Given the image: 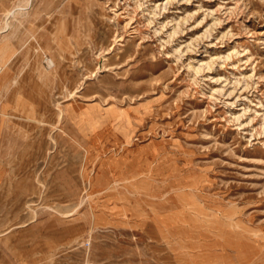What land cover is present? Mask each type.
Listing matches in <instances>:
<instances>
[{
    "label": "rangeland",
    "instance_id": "1",
    "mask_svg": "<svg viewBox=\"0 0 264 264\" xmlns=\"http://www.w3.org/2000/svg\"><path fill=\"white\" fill-rule=\"evenodd\" d=\"M0 264H264V0H0Z\"/></svg>",
    "mask_w": 264,
    "mask_h": 264
},
{
    "label": "bare ground",
    "instance_id": "2",
    "mask_svg": "<svg viewBox=\"0 0 264 264\" xmlns=\"http://www.w3.org/2000/svg\"><path fill=\"white\" fill-rule=\"evenodd\" d=\"M9 12H10V11H9ZM12 12H13V11H12ZM12 12H11V13H12ZM11 13H10V14H11ZM10 14H8V15H10ZM4 31H5V30H4Z\"/></svg>",
    "mask_w": 264,
    "mask_h": 264
}]
</instances>
